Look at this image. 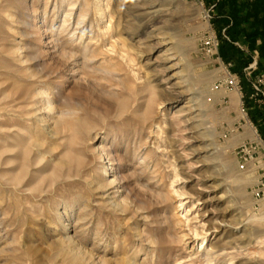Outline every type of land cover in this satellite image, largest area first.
<instances>
[{
  "label": "rangeland",
  "instance_id": "obj_1",
  "mask_svg": "<svg viewBox=\"0 0 264 264\" xmlns=\"http://www.w3.org/2000/svg\"><path fill=\"white\" fill-rule=\"evenodd\" d=\"M220 2L0 0V264H264V104L211 90L264 61Z\"/></svg>",
  "mask_w": 264,
  "mask_h": 264
},
{
  "label": "trees",
  "instance_id": "obj_2",
  "mask_svg": "<svg viewBox=\"0 0 264 264\" xmlns=\"http://www.w3.org/2000/svg\"><path fill=\"white\" fill-rule=\"evenodd\" d=\"M224 8L227 9L226 12L230 15L231 24L226 20L217 21L222 25H226V34L229 37L228 40L221 38L220 41L223 59H233L231 56L233 52L235 50L236 52H239L234 46L236 44L235 42L238 41L239 36H243L247 41L249 50H257L259 57L264 61V0H254L246 5L243 3L239 4L237 0H221L219 3V9L224 12ZM244 22L249 23L247 27L243 26ZM257 39L261 40L259 44L256 42ZM224 47L228 48L227 51H224ZM236 61L238 66L235 69V72L240 75L242 92L245 96V101H247L248 95L252 91V87L242 74L241 68L250 62V58H238ZM251 102H253L254 105L257 103L254 102V99H252ZM254 105L252 107H254ZM248 114L258 130L264 132V112L255 108L254 111H248Z\"/></svg>",
  "mask_w": 264,
  "mask_h": 264
},
{
  "label": "built area",
  "instance_id": "obj_3",
  "mask_svg": "<svg viewBox=\"0 0 264 264\" xmlns=\"http://www.w3.org/2000/svg\"><path fill=\"white\" fill-rule=\"evenodd\" d=\"M196 1V0H195ZM207 43V42H206ZM209 43V42H208ZM211 44L214 47H217L218 41L215 37H212L211 39ZM264 75L262 76V79L260 81L252 83V91L253 93L250 95V98L261 102L264 104ZM211 90L213 92H219V91H224V92H231L235 91L236 93L240 94V97L244 99V94L242 92V85L240 83L239 77L231 72L230 70L226 69L225 73L217 78L211 86ZM260 97V98H259ZM244 103V101H242ZM241 103V110L244 112L245 111V106L244 104ZM248 152H243L238 156V162H239V169L244 170L246 167V164L248 162L249 155H247Z\"/></svg>",
  "mask_w": 264,
  "mask_h": 264
},
{
  "label": "bare ground",
  "instance_id": "obj_4",
  "mask_svg": "<svg viewBox=\"0 0 264 264\" xmlns=\"http://www.w3.org/2000/svg\"><path fill=\"white\" fill-rule=\"evenodd\" d=\"M150 8H154V5L151 6ZM217 187H219V185ZM217 198L223 199L224 195H219ZM237 224H239V221ZM235 225H236V223L234 225H231V224H227L224 221H222L217 226H215L214 228L208 229V231H210V232H212V231L221 232L222 238L226 237L227 240H225V242L228 241V243H229V246H225L227 244V242L226 243L224 242L225 245H224V243L223 244L217 243L213 247V249H214L213 252L206 251L204 254V257L208 263H210L213 260L214 256H217V257L223 256L224 251L227 247L228 248H236L237 247V243H238L237 241L239 240L237 237H239V235L233 236V235H235V231L237 229V225H236V227H235Z\"/></svg>",
  "mask_w": 264,
  "mask_h": 264
},
{
  "label": "crops",
  "instance_id": "obj_5",
  "mask_svg": "<svg viewBox=\"0 0 264 264\" xmlns=\"http://www.w3.org/2000/svg\"><path fill=\"white\" fill-rule=\"evenodd\" d=\"M225 10H226V8H224ZM227 11V10H226ZM259 41H257V44H259L260 42H261V40L260 39H258ZM237 44H245V42H244V38L242 37V36H239V39H238V41L236 42ZM254 102L256 103H258V101H256V100H254ZM257 103L254 105V107H259L260 108V105L258 104L257 105ZM251 108H253V107H251Z\"/></svg>",
  "mask_w": 264,
  "mask_h": 264
}]
</instances>
